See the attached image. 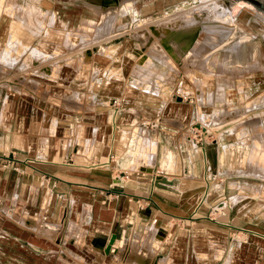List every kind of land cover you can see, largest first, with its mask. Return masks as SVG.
<instances>
[{
    "label": "crops",
    "instance_id": "1",
    "mask_svg": "<svg viewBox=\"0 0 264 264\" xmlns=\"http://www.w3.org/2000/svg\"><path fill=\"white\" fill-rule=\"evenodd\" d=\"M111 1L118 12L108 21L102 10ZM188 1H35L42 12L36 15L62 25L64 44L66 28L92 23L97 29L113 23L108 37H118L102 54L100 45L81 47L92 55L80 57L85 79L54 80L51 66L41 69L40 90L27 89L31 81L19 74L26 69L23 55L13 66L0 63V264H264V203L235 207L232 196L231 205L220 202L229 186L264 180L258 163L240 169L247 173L232 170L237 155L264 143V121L257 122V144L251 123L191 127L192 120L217 123L197 119L205 99L197 64L177 58L189 48H156V37L143 47L137 38L143 30L131 31L146 25L145 32L161 27L163 36L180 32L187 11L166 10ZM0 18L6 38L11 19ZM195 23L197 39L202 24ZM20 35L12 34L23 45ZM152 43L162 61L145 52ZM33 52L49 59L29 47L30 59ZM147 64L156 74L139 85L136 74L145 75ZM60 88L72 94L69 109L61 105ZM40 104H50L48 116ZM262 107L247 110V119L264 117Z\"/></svg>",
    "mask_w": 264,
    "mask_h": 264
},
{
    "label": "rangeland",
    "instance_id": "2",
    "mask_svg": "<svg viewBox=\"0 0 264 264\" xmlns=\"http://www.w3.org/2000/svg\"><path fill=\"white\" fill-rule=\"evenodd\" d=\"M35 1L37 0H0V17L5 16V18L10 17L11 19L10 31H7L6 38H4L3 36L6 30H8V26L5 23L6 21L0 18V63L13 66L18 62L19 57L23 55L20 58V63L25 64L26 69L19 74L24 80L31 81L27 83L30 85L27 89L31 90H40L39 86L35 85V82H38L40 79L45 80L43 78L45 77L43 75L44 72L40 70L48 66L52 68L50 76L54 80H66L70 77L74 80L85 79L87 75L83 71L84 69L81 68L83 65H80V57L84 61L90 59L92 55L89 52H84L88 48L80 50L81 47L100 45L99 50L100 54H102L106 48V44L112 42V38L118 37V35L108 37L115 31L114 24L106 23V25L99 27V29H97L95 23L73 30L66 28L70 39H67L66 44H64L62 25H58L57 21L55 23L50 21L51 17L49 20L48 14H37V16L36 13L42 12L35 5L37 4ZM100 6H103L102 3L97 5L98 14ZM175 8L176 10L174 11H172V8L166 10V14L176 15L178 12L184 13L187 11L186 17H189L188 22L181 24L180 32L175 34L169 32V34L163 36L159 34L161 27L151 26L150 32H145L149 30L146 25L136 26L131 31L137 35L138 30H143L141 31V35H137L143 47L153 37H156L158 39L156 48L164 47L167 51L168 49H172L174 52L177 47L189 48L188 54L182 53L180 56L177 54V58H180L181 62H194L197 64L196 68L200 74V93L202 98H205L200 109L201 114H197V119L200 124H205V119L209 121L211 120L210 118H212L213 122L217 123L214 127H210L208 125L210 122L207 125L201 126L197 124L196 120H189L191 127L196 125L203 127V131H205L219 127L220 125L223 126L226 123L229 127L238 125V128L247 124L250 125L251 123V125L254 124L255 130L253 132V136L255 137L254 144H257V135H260L262 131L261 128H258L257 122L264 121V117L255 116L247 119L250 115L246 111L250 108L262 111V106H264V0H189ZM121 10L124 12L125 8H121ZM116 12H118L117 8H115L111 1L102 10V15L105 19L111 21L113 15L117 14ZM195 14L196 18L194 17ZM248 17L250 21L245 22ZM194 19L197 20L195 22H201L202 24L201 33L197 36V39H195L197 24L194 22ZM154 23L152 22L148 25ZM118 25L124 26L123 23H118ZM13 32L20 33V39L24 44L28 45H22L18 40L19 38L16 39L12 36ZM251 34L253 35L252 37L250 36ZM155 42L156 40H153V43ZM153 43L145 49V52L151 56H157L162 61L163 57L161 58L157 55L155 50H150V47L154 46ZM29 47L38 48L49 55V59L42 54L40 57L38 55L35 57L36 54L34 52L32 56L35 59H30L28 57ZM197 49L198 52H196ZM79 51L82 53L79 54ZM143 57L141 56L139 59ZM144 69L146 70L145 75L142 76L141 72L136 74H140L139 76L142 78L139 85L148 84L153 79L154 74H156V72L149 69L148 64ZM13 78H17V73L14 74ZM210 93H216L213 97L215 101L209 98L206 99V95ZM60 94H62L61 105H65V108L69 109L72 106V104H69L72 94L68 92L67 96L65 88L64 90L61 89ZM242 97H246L247 100L243 101ZM234 100H239L240 103L237 105L234 103ZM40 105L39 108L43 110L42 116L50 113V104ZM193 121L196 123H193ZM209 131L212 132L213 130ZM213 134H215L214 131ZM207 137L210 139V136ZM149 145L148 142V148ZM243 152V156L237 155V160L234 161L236 166L232 170L236 174L247 173L241 172V170L243 168L247 170L248 166L251 165L250 163L252 165L258 163L259 165L256 167L262 171L260 176L264 178V143L258 144L255 149H250L249 152L246 151V154H243ZM244 158L249 159L246 165L244 163L246 159ZM228 191L225 194V198L220 202L227 201L228 204L229 202L231 203V200H236L235 207L243 203H246L247 207H258L261 206L262 202L264 203L263 179L262 182L257 183H235L232 187L229 186ZM231 196L233 198L231 200L228 199ZM246 196L248 198L245 199ZM244 238L247 237L245 236ZM140 263L143 264L142 260Z\"/></svg>",
    "mask_w": 264,
    "mask_h": 264
},
{
    "label": "built area",
    "instance_id": "3",
    "mask_svg": "<svg viewBox=\"0 0 264 264\" xmlns=\"http://www.w3.org/2000/svg\"><path fill=\"white\" fill-rule=\"evenodd\" d=\"M111 107H112V110H113V114H116L117 110H118V102H116V100H112L111 103H110ZM3 157V155H0V158ZM2 168H5L7 166L6 163L4 164H1Z\"/></svg>",
    "mask_w": 264,
    "mask_h": 264
},
{
    "label": "bare ground",
    "instance_id": "4",
    "mask_svg": "<svg viewBox=\"0 0 264 264\" xmlns=\"http://www.w3.org/2000/svg\"><path fill=\"white\" fill-rule=\"evenodd\" d=\"M221 6V5H220ZM223 11V9H221ZM226 11V10H225ZM226 15V14H225ZM228 23V22H227ZM224 27V26H223ZM226 29V28H225Z\"/></svg>",
    "mask_w": 264,
    "mask_h": 264
}]
</instances>
